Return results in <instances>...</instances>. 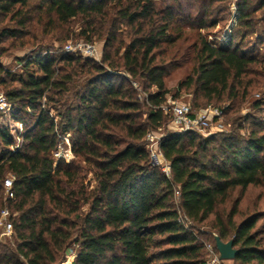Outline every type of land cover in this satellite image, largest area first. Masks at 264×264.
Instances as JSON below:
<instances>
[{
  "label": "trees",
  "instance_id": "trees-1",
  "mask_svg": "<svg viewBox=\"0 0 264 264\" xmlns=\"http://www.w3.org/2000/svg\"><path fill=\"white\" fill-rule=\"evenodd\" d=\"M231 1L0 0V15L14 24L0 27V58L7 39H68L76 19L84 21L80 35L86 41L92 35L104 39L100 61L64 51L50 58L41 51L21 60L25 72L18 76L0 62L10 117L25 128L12 150L14 139L0 127V209L13 214L12 239L0 243V264H58L73 246L72 264H206L205 242L192 224L211 216L220 239L234 240L235 264H264V237L257 229L262 214L236 221L244 193L264 186V92L252 102L253 114L236 118L229 132L205 138L166 132L159 150L168 173L152 162L145 144L150 132L169 122L163 110L169 70L162 55L185 27L198 31V38L191 74L177 92L193 89L196 100L227 101L236 109L247 101L254 77L264 78L252 69L264 63L254 54L264 36L242 50L256 34L253 17L264 0H236L237 26L227 41L212 45L201 34L227 19ZM120 71L141 82L143 102ZM67 134L74 157L55 162L60 136ZM8 176L15 193L10 201L4 198ZM237 190L223 219L217 209Z\"/></svg>",
  "mask_w": 264,
  "mask_h": 264
},
{
  "label": "rangeland",
  "instance_id": "rangeland-1",
  "mask_svg": "<svg viewBox=\"0 0 264 264\" xmlns=\"http://www.w3.org/2000/svg\"><path fill=\"white\" fill-rule=\"evenodd\" d=\"M34 1V0H33ZM258 0H254V4ZM236 0H232L229 6V16L224 22L219 23V25L211 30H203L201 34L203 37L212 45H219L227 41L228 37L233 32V29H236L238 21V13L235 5ZM254 21L257 23L256 34H251L244 41L242 50L256 47L258 45V38L264 36V9L258 11L254 14ZM83 20H72L69 24V37L68 39L57 40L51 38L52 34L46 36L39 35L36 40L30 39L29 36H25L22 39L14 40L7 39L1 46L2 56L0 62L2 65L13 75H22L24 74V69L21 65L22 59H29L32 55L36 53H41L44 56L58 57L61 51L66 50L67 46L78 50L75 51V54H80L83 57H88L85 54V47L83 45L89 44L94 46L93 59L100 61L102 56L104 39H100L97 35H92V42L86 41L85 37H82L80 34L83 32L85 27L83 26ZM13 22L9 20L8 17L3 18L0 15V27L13 26ZM45 28V27H43ZM40 28V31L43 30ZM128 28L126 26L122 27L123 32H127ZM124 41L128 42V38L123 35ZM198 38V31L190 29L188 27L184 28L182 37L172 46L165 47L166 53L162 55V60L165 62L167 69L169 70V75L167 76L165 83L166 87L170 90V93L167 95L165 104L163 105L166 109L165 113L169 114V122L165 127H162L160 130L152 131L155 134V139L151 140L146 137V147L150 152L152 162L156 165L161 166L165 171L169 172V163L164 159L162 153L159 150V139L166 132H178L175 127L172 125V113L171 108L175 104H189L192 109L193 115L201 112L205 109H218L222 112V122L224 128L221 131H214L212 129H199L192 132H195L199 136L205 138L215 133H226L231 130L232 123L236 118L243 120L247 115H252L253 110L251 108L252 102L260 97V93L264 92V78L254 77L250 75V78H253L257 81L254 87L250 88L247 101L243 103L240 107L236 109H231L229 102H217L213 101L210 104H207L203 99L196 100V95L194 94L193 89H182L180 92H177V87L180 82L185 81L188 76L191 74L193 68V57L195 55L194 43ZM80 46L81 49H80ZM255 48L254 54H257L261 59H264V46L262 49ZM79 49L81 51H79ZM258 52V53H256ZM92 58V57H90ZM252 69L254 72L264 74V63L261 65H253ZM124 75L129 81L132 88L137 90L139 99L143 102L146 99V93L144 87L139 80L132 79L123 71L119 72ZM249 78V77H248ZM150 91L155 92L156 89L152 88ZM0 97L5 98L4 89L0 84ZM6 99V98H5ZM146 111V109H143ZM0 127L8 130L10 136L14 139L15 144L20 142L21 144V134L24 132V125L14 122L10 117V112H2L0 110ZM51 115L55 117V121H60V117L57 116L56 112H51ZM145 118V116H144ZM245 131H242V134ZM71 135L67 134L65 137L60 136V142L58 144L57 151L54 153L55 162H58L61 158L66 161L73 159V154L71 152ZM91 176L89 175V179ZM239 191L237 190L232 195L230 201L225 204H222L218 207L217 213L226 219L230 209L232 208L233 202L238 196ZM239 214L236 216V221L239 222L246 215L252 214L254 212H260L263 216L262 219L258 222L257 229L262 232L261 236L264 237V186L249 187L248 190L244 193V198L239 206ZM214 216H211L207 222L202 224H192L194 226V232L200 236V238L205 242V249L203 251V258L206 264H235L233 260H220L219 252L215 246L214 235L217 234L215 229L211 227V223L214 220ZM206 234V235H205ZM6 242V241H5ZM264 244V241L262 242ZM13 247V245H11ZM72 247V250H74ZM75 252V251H74ZM66 259V258H65Z\"/></svg>",
  "mask_w": 264,
  "mask_h": 264
},
{
  "label": "built area",
  "instance_id": "built-area-1",
  "mask_svg": "<svg viewBox=\"0 0 264 264\" xmlns=\"http://www.w3.org/2000/svg\"><path fill=\"white\" fill-rule=\"evenodd\" d=\"M82 46H80L81 49ZM85 55L93 58L95 52L94 46L85 44ZM79 49V51H81ZM75 50L71 46H67L65 52L74 53ZM0 110L2 112H11V105L7 102L5 98L0 97ZM163 110L166 111L163 106ZM171 113L173 116L172 125L178 132H192L199 129H212L214 131H221L224 128L222 122V112L218 109H205L201 112L193 115L191 106L189 104H175L171 108ZM148 139H155V134L150 132L147 135ZM160 140V138H158ZM158 140V141H159ZM20 142L12 147V150L18 148ZM165 171V169H163ZM167 172V171H165ZM168 173V172H167ZM179 196V191H175V197ZM4 198L7 201L13 200L15 198V193L13 190V178L8 176L4 180ZM13 214L8 207H3L0 209V243L11 240L13 232ZM180 221L185 224L186 227L191 225V222L185 217L180 216ZM75 252L74 250H69L66 255V259L58 264H72Z\"/></svg>",
  "mask_w": 264,
  "mask_h": 264
},
{
  "label": "water",
  "instance_id": "water-1",
  "mask_svg": "<svg viewBox=\"0 0 264 264\" xmlns=\"http://www.w3.org/2000/svg\"><path fill=\"white\" fill-rule=\"evenodd\" d=\"M215 246L219 252L220 260H234L239 253V250L234 248V240L231 239L228 242H223L220 237L214 235Z\"/></svg>",
  "mask_w": 264,
  "mask_h": 264
}]
</instances>
